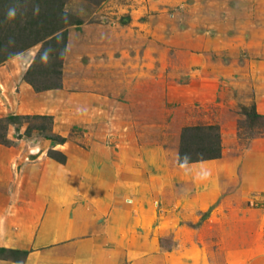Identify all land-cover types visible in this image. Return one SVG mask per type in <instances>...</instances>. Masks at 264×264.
<instances>
[{
	"label": "rangeland",
	"instance_id": "obj_1",
	"mask_svg": "<svg viewBox=\"0 0 264 264\" xmlns=\"http://www.w3.org/2000/svg\"><path fill=\"white\" fill-rule=\"evenodd\" d=\"M55 1L62 57L39 43L0 59V148L128 157L119 264H264V0ZM217 135L219 158L197 161Z\"/></svg>",
	"mask_w": 264,
	"mask_h": 264
},
{
	"label": "crops",
	"instance_id": "obj_2",
	"mask_svg": "<svg viewBox=\"0 0 264 264\" xmlns=\"http://www.w3.org/2000/svg\"><path fill=\"white\" fill-rule=\"evenodd\" d=\"M65 155L61 165L0 148V249L26 255L0 264H35L36 252L60 244L70 264H119L120 236L131 231L129 211L138 205L127 199L128 157L96 149Z\"/></svg>",
	"mask_w": 264,
	"mask_h": 264
},
{
	"label": "trees",
	"instance_id": "obj_3",
	"mask_svg": "<svg viewBox=\"0 0 264 264\" xmlns=\"http://www.w3.org/2000/svg\"><path fill=\"white\" fill-rule=\"evenodd\" d=\"M63 6V3L55 0H0V59L5 61L39 43L43 49L48 48L58 53V57H62L66 45ZM41 56L36 57L30 69L42 59ZM219 149L217 135L214 139L213 153L197 161L218 159ZM60 162L64 163L65 158L63 157ZM192 162L194 161L179 159V164Z\"/></svg>",
	"mask_w": 264,
	"mask_h": 264
},
{
	"label": "clouds",
	"instance_id": "obj_4",
	"mask_svg": "<svg viewBox=\"0 0 264 264\" xmlns=\"http://www.w3.org/2000/svg\"><path fill=\"white\" fill-rule=\"evenodd\" d=\"M9 15L11 16V15H12V13L10 12V13H9Z\"/></svg>",
	"mask_w": 264,
	"mask_h": 264
}]
</instances>
